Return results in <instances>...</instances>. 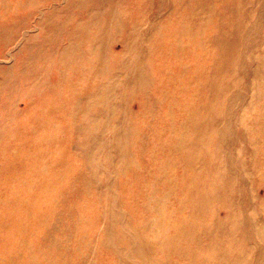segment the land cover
<instances>
[{
	"label": "bare ground",
	"instance_id": "6f19581e",
	"mask_svg": "<svg viewBox=\"0 0 264 264\" xmlns=\"http://www.w3.org/2000/svg\"><path fill=\"white\" fill-rule=\"evenodd\" d=\"M55 1L0 0L1 92L47 93L0 264H264V0Z\"/></svg>",
	"mask_w": 264,
	"mask_h": 264
},
{
	"label": "rangeland",
	"instance_id": "374dc122",
	"mask_svg": "<svg viewBox=\"0 0 264 264\" xmlns=\"http://www.w3.org/2000/svg\"><path fill=\"white\" fill-rule=\"evenodd\" d=\"M65 4L66 0H56L55 4ZM49 7V4H47L46 0H40L39 8L40 10H45ZM36 21V17H32L31 21L32 25ZM31 25V26H32ZM260 27L264 29V19L261 23L260 21ZM31 30L33 32L37 31V27L33 25L31 27ZM12 62V59L9 60V63ZM1 63V61H0ZM3 63H1L0 67ZM50 80L54 81V78H51ZM2 79L0 76V92L2 91ZM9 92L7 96H4L5 94L1 92L3 97H8L7 99L0 98V220H5L4 224H1L0 226V238L2 239L3 236H5V233L8 232V225L10 224V220L7 219V216L9 214H6V212L9 213L7 210L6 204L10 202L11 200H7L10 193L8 191L16 190L20 191L21 188H25L27 185H29L31 182L33 184L37 183L38 180H31L30 175L32 172L29 170V168L26 165H23L20 162H17L15 164L14 169H11L12 172H10V169L6 170V166L4 165L5 160H12V159H19V157H15L11 151L17 152L19 154L18 150H21L23 145L27 146V149H29L30 152H33V149L38 152L39 150L42 152V149L44 150L45 142L38 139V137L41 136V133H45V130L41 129L38 125V123L35 120V113L37 111H41L45 109V100L47 93H37L34 94L31 99V109L29 110L28 104L24 103L23 100H19L17 102V105L19 109L15 108L16 101L14 96L16 95L15 88L14 91L11 90L10 85L8 86ZM0 94V96H1ZM135 107H138L137 102H133ZM21 110V111H20ZM56 116V115H55ZM25 118H28V125H30L31 132L28 134H24L22 132L23 122ZM234 120V119H233ZM57 121V120H56ZM61 123V122H59ZM20 127V130H17ZM39 135V136H38ZM37 138V139H36ZM24 143V144H22ZM26 143V144H25ZM30 144V145H29ZM11 153V154H10ZM246 152L240 154L242 158H245ZM24 177L26 180L23 181L21 178ZM263 188L261 189V192H263ZM8 193V196L6 194ZM225 212L222 211V214ZM22 245V244H21ZM27 245V244H26ZM23 246V245H22ZM2 245L0 246V248Z\"/></svg>",
	"mask_w": 264,
	"mask_h": 264
}]
</instances>
